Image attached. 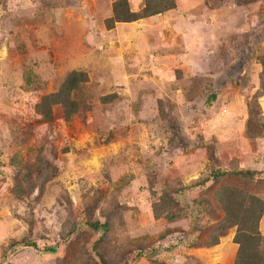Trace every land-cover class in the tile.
<instances>
[{
    "label": "rangeland",
    "instance_id": "obj_1",
    "mask_svg": "<svg viewBox=\"0 0 264 264\" xmlns=\"http://www.w3.org/2000/svg\"><path fill=\"white\" fill-rule=\"evenodd\" d=\"M115 1L0 0V264H234L216 193L264 202V0L107 29Z\"/></svg>",
    "mask_w": 264,
    "mask_h": 264
},
{
    "label": "trees",
    "instance_id": "obj_2",
    "mask_svg": "<svg viewBox=\"0 0 264 264\" xmlns=\"http://www.w3.org/2000/svg\"><path fill=\"white\" fill-rule=\"evenodd\" d=\"M174 0H143L139 12L130 11L127 0H117L112 5L113 18L107 19V29H112L117 22L129 23L149 18L175 8ZM87 77L83 72H71L63 81L57 92L45 95L36 107L45 120L51 116V106L61 104L65 107V118L75 114V103L70 94ZM249 173V172H246ZM224 216L219 223L220 234L235 228L233 242L238 245L234 264H264V237L258 230L259 222L264 215V202L250 194L223 186L216 193ZM50 251H54L50 248Z\"/></svg>",
    "mask_w": 264,
    "mask_h": 264
},
{
    "label": "crops",
    "instance_id": "obj_3",
    "mask_svg": "<svg viewBox=\"0 0 264 264\" xmlns=\"http://www.w3.org/2000/svg\"><path fill=\"white\" fill-rule=\"evenodd\" d=\"M170 17H177V12L173 11V12H169L168 14Z\"/></svg>",
    "mask_w": 264,
    "mask_h": 264
}]
</instances>
